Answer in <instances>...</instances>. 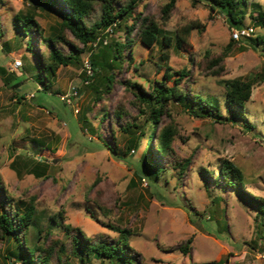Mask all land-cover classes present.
Instances as JSON below:
<instances>
[{
  "label": "rangeland",
  "instance_id": "rangeland-1",
  "mask_svg": "<svg viewBox=\"0 0 264 264\" xmlns=\"http://www.w3.org/2000/svg\"><path fill=\"white\" fill-rule=\"evenodd\" d=\"M117 1L120 6L129 2ZM168 2L141 0L135 12L172 37L192 27L186 42L177 47L172 41L167 47L159 37L148 48L136 23L107 93L99 84L100 74L93 71L89 76L85 64L104 47L125 44L123 27L101 31L87 46L66 30V41L82 50L79 63L59 66L54 75L46 72L49 88L43 91L39 62L48 52L42 38L54 35L61 6L57 1L47 10L33 7L31 0H0V67L8 83L5 86L0 75V213L21 214L34 207V225L25 236L29 246L36 242L45 249L69 250L66 226L94 242L114 240L118 234L109 228L112 225L130 231L128 243L143 264H264V214L235 189L216 184L220 163L227 159L242 171L246 191L264 198L263 45L231 41L232 27L223 14L203 1L175 0L164 19L162 8ZM248 2L241 27L254 29L251 39L263 37L264 29L256 27L249 14L258 19L264 0ZM28 14L39 30L24 35L14 19ZM98 17L96 6L92 20ZM61 49L68 54L65 46ZM219 57L222 62L211 63ZM14 59L22 66L10 72ZM167 67L173 72L185 69L187 76L180 82L184 97L194 94L201 100L168 103L155 134L172 129L173 155L149 159L150 105L135 96L140 90L149 94L158 83L172 87L178 76L165 78ZM227 80L252 86L244 110L249 127L239 118L218 123L186 109L190 104L199 112L201 104L228 118L223 85ZM96 87L102 91L97 93ZM72 89L77 94L70 103L61 101ZM126 125L135 126L127 132ZM141 133L139 145L125 154L126 145ZM185 159L189 164L179 171L175 163ZM187 240L191 242L185 254L179 248ZM17 253L12 238H0V264H21ZM68 262L78 264L74 257ZM87 264L118 263L91 256Z\"/></svg>",
  "mask_w": 264,
  "mask_h": 264
},
{
  "label": "trees",
  "instance_id": "trees-1",
  "mask_svg": "<svg viewBox=\"0 0 264 264\" xmlns=\"http://www.w3.org/2000/svg\"><path fill=\"white\" fill-rule=\"evenodd\" d=\"M61 8H58L59 13V25L54 30V35L51 37H43L42 42L45 46L48 54L47 59L39 62L40 74L43 75L41 81L43 88L41 90L47 91L48 76L46 72L51 75L55 74V71L59 66H69L79 63V56L82 50L66 41L65 31L68 30L74 39L81 43L83 46H87L94 42L101 31L106 30L108 27L115 24L116 29L123 27L125 31V44L118 42L113 43L110 46L104 47L98 54H92L89 62L93 67V71L96 75L100 74L99 84L105 86V90L109 93L111 84L113 83L114 70L117 66L121 65L122 52L126 48L125 45L130 46V35L134 30L136 23L139 24L141 42L148 48L159 42L161 37L165 46H171L172 41L179 47L186 42V37L192 27H186L182 34L175 33L172 36L166 35L161 29L158 28L156 23L151 19L142 17L141 13L135 12L137 4L141 0H129L125 5H119L117 0H57ZM56 0H31L33 7H40L43 9H51ZM198 2H204L211 11L223 14L228 25L232 28H239L243 24V20L247 14V7L249 5L248 0H197ZM175 0H169V2L162 8V14L164 19H167L170 11L173 9ZM96 6L99 9V17L92 20L94 13L96 12ZM45 7V8H44ZM255 7V5H254ZM257 7V6H256ZM250 18L254 20L256 27L264 29V6L262 12L255 17ZM129 22V25H128ZM14 25L18 27L21 32L26 35V32H34L39 30L38 23L35 21L33 14H28L23 18L15 17ZM252 43L254 47L263 45L262 53H264V36L251 39L246 38ZM232 41V40H231ZM65 46L68 50V54L63 53L61 47ZM222 62L219 57L213 60L211 63L218 65ZM222 69L213 71V75H218ZM6 70L0 67V75L4 80V85L7 86ZM175 75L178 78L173 79L172 87H166L164 83H158L159 87H154L149 94H146L140 90L141 93L136 95L143 104L150 105L149 113V125L150 133L147 140L146 154L148 158L153 156L166 157L169 154L173 155L171 149V142L173 139V131L170 128L162 130L158 135L155 134V125L159 121V118L166 114L167 106L170 101L181 102L186 98L191 104H197L201 100L199 95L188 94L184 97V90L180 88V82L187 76V71L182 69L177 72H173L171 68L167 67V72L164 74L168 80L172 79ZM225 87V105L228 114L227 117L219 112L218 109H210L208 106L198 105L199 112H196L194 106L187 105L188 112L196 117L204 115L212 118L218 123H225L229 120L241 119L244 122V126L249 127V123L245 117V105L251 97L252 86L248 82H242L239 80H227L223 82ZM137 89L138 86H134ZM102 90L96 87V92L100 93ZM99 99V97H97ZM20 99V98H19ZM96 99V100H98ZM119 117V113H117ZM230 118V119H229ZM125 131H129L135 125H126ZM131 139L129 144L125 147V154H127L132 147H137L140 142V136ZM115 148L111 151L115 152ZM115 154V153H114ZM189 164V160L177 161L175 165L179 171H184ZM159 173L157 174V176ZM218 186L223 188L235 189L238 194L255 203L259 212L264 214V198L254 196L250 194L243 186V174L242 171L231 161L223 159L220 163L219 177L216 180ZM35 210L33 206H30L24 213H0V238L9 241L12 238L17 245V259L21 264H70L68 262L70 257H74L78 260V264H87L91 256L96 258H104L109 261L116 260L118 264H143L141 255L136 253L128 243V237L130 231L128 229H120L109 225V228L118 234V237L114 240L101 239L98 242H94L87 238L79 229L72 230L70 226L64 227L69 231V250H65L63 246H60L57 250L54 248L45 249L38 245L36 242L33 246L28 245L26 240V232L30 226L34 225ZM59 219H62V215H57ZM53 221L55 218L53 217ZM40 233L37 234L38 239ZM190 240H187L179 250L183 253H188ZM55 259V261H54ZM67 262H66V261ZM218 264V263H210ZM220 264V262H219Z\"/></svg>",
  "mask_w": 264,
  "mask_h": 264
},
{
  "label": "built area",
  "instance_id": "built-area-1",
  "mask_svg": "<svg viewBox=\"0 0 264 264\" xmlns=\"http://www.w3.org/2000/svg\"><path fill=\"white\" fill-rule=\"evenodd\" d=\"M115 26V24H113L112 26L108 27L105 31L106 32H110L112 30V27ZM254 32V29L252 27H239V28H232L231 29V38L232 41L238 42L242 39H246L248 37H250L252 35V33ZM100 40V38H98L97 42ZM96 42V43H97ZM94 43V44H96ZM22 66L21 61L19 59H14L11 63H9L8 65V71L10 72H15L16 70H18L20 67ZM85 68L87 69V74L89 76H92L93 74V69L91 67V64L89 61L86 62L85 64ZM77 91L75 89H72L71 92H69L66 95H61L60 96V100L66 103H70V100L72 97L76 96ZM31 97H33V95L31 94Z\"/></svg>",
  "mask_w": 264,
  "mask_h": 264
},
{
  "label": "crops",
  "instance_id": "crops-1",
  "mask_svg": "<svg viewBox=\"0 0 264 264\" xmlns=\"http://www.w3.org/2000/svg\"><path fill=\"white\" fill-rule=\"evenodd\" d=\"M228 264V263H227Z\"/></svg>",
  "mask_w": 264,
  "mask_h": 264
}]
</instances>
